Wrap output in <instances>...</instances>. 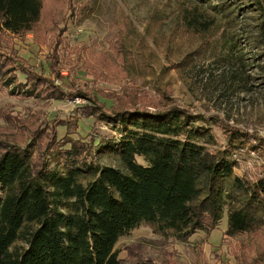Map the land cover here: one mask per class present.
Returning <instances> with one entry per match:
<instances>
[{
  "label": "rangeland",
  "instance_id": "1",
  "mask_svg": "<svg viewBox=\"0 0 264 264\" xmlns=\"http://www.w3.org/2000/svg\"><path fill=\"white\" fill-rule=\"evenodd\" d=\"M261 7L255 0H42L41 19L33 30L19 35L0 31V52L22 82L16 62L32 67L50 86L37 97L24 95L14 84L0 90V139L32 143L39 155L44 139L37 128L44 121H75L82 111L176 106L204 117L215 139L208 149H227L224 126H229L247 133L246 141L261 145L263 153L264 44L253 41ZM57 130L61 138L65 128ZM78 131L96 136V142L116 135L93 117L79 119ZM246 154L234 171L253 180L264 165ZM48 158L54 165L53 154ZM93 161L124 171L113 156L94 152ZM79 179L86 183L91 177ZM226 225L224 208L214 229L198 230L181 241L155 234L143 222L121 237L116 248L125 263L140 256L165 264H245L243 259L264 250V227L255 235L225 241ZM22 246L18 240L11 249Z\"/></svg>",
  "mask_w": 264,
  "mask_h": 264
},
{
  "label": "trees",
  "instance_id": "2",
  "mask_svg": "<svg viewBox=\"0 0 264 264\" xmlns=\"http://www.w3.org/2000/svg\"><path fill=\"white\" fill-rule=\"evenodd\" d=\"M255 1L263 13L253 41L264 44V3ZM41 14L42 0H0V31L19 35L33 30ZM1 53L0 90L14 84L26 96L43 94L45 79L16 62L22 82ZM78 114L75 121L57 118L38 126L44 139L39 155L32 143L0 139V264H124L116 244L141 223L165 238L188 241L198 230L214 229L224 208L225 241L264 227V172L251 180L234 171L239 162L232 154H264L261 145L246 141L247 133L224 126L227 149L210 150L207 145L215 139L204 117L176 106ZM89 117L116 135L100 136L98 142L96 136H81L78 120ZM58 126L65 128L61 138ZM94 152L117 158L124 171L97 164ZM80 175L91 180L83 183ZM18 240L24 246L12 250ZM251 256L243 259L245 264H259L264 250ZM125 264L165 263L137 256Z\"/></svg>",
  "mask_w": 264,
  "mask_h": 264
},
{
  "label": "built area",
  "instance_id": "3",
  "mask_svg": "<svg viewBox=\"0 0 264 264\" xmlns=\"http://www.w3.org/2000/svg\"><path fill=\"white\" fill-rule=\"evenodd\" d=\"M235 154L238 155L236 160H238V162L240 163V161L242 159V157H240V156L242 155V153L241 152L240 153L236 152ZM245 156H248L249 160H252V161H254V162L258 163V164H263L264 165V158L260 154H257L255 151L250 150L249 152H247V154Z\"/></svg>",
  "mask_w": 264,
  "mask_h": 264
}]
</instances>
